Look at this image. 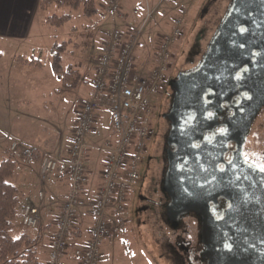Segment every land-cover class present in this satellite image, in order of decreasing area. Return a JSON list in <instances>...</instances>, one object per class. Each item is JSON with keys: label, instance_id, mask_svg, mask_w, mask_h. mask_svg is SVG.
Returning a JSON list of instances; mask_svg holds the SVG:
<instances>
[{"label": "crops", "instance_id": "obj_1", "mask_svg": "<svg viewBox=\"0 0 264 264\" xmlns=\"http://www.w3.org/2000/svg\"><path fill=\"white\" fill-rule=\"evenodd\" d=\"M39 1L0 0V43L13 44L17 47L12 51L14 53L7 66L0 69V92L4 97L0 119V162L9 157L8 148L13 141L36 146L52 156L66 154L78 111L91 92V80L95 75L94 57L102 52L105 41L103 36L96 51L82 59L75 55L76 43L69 49L68 42L63 41L65 48L61 54L60 64L63 71L68 70L72 73L62 75L54 72L51 66V48L59 43L52 42V39L44 42V48L49 53L47 63L32 57L36 51H44L39 41H42L44 36H42V28L46 25L44 18L50 15L39 10ZM120 1L123 8L126 7V3L131 5L129 8L126 7V20L119 15L104 17L102 6L105 0H97L95 16L98 17L99 28L105 27L104 31L108 29L105 26L106 20L109 26L120 29L124 34H128L136 27V20L142 8L137 6L134 0ZM151 34L153 33L148 36H152ZM22 47H25V51L29 52L31 57L18 55ZM65 52L69 54L67 58L63 56ZM43 75L46 81L36 88V83L41 81ZM25 77L31 79L30 85H27ZM29 93H32L30 97L37 98L34 108L31 109L27 108L31 106L26 99ZM115 137L109 108L106 104H101L99 110L95 112L94 128L86 137L88 147L85 153L86 173L81 203L78 207L76 227L66 236L70 246H82L89 238V228L93 224V219L87 210L103 184L105 153L100 148L105 139L113 140ZM21 150L19 148L18 152ZM39 158L40 153H37L31 164L15 160L16 169L10 182L22 195L14 232L18 234L28 232L34 240L33 247L37 258L46 264L50 254L49 239L56 230L61 205L68 195L70 177L55 173L41 181ZM25 197L29 199L32 210L38 217V226L33 229L24 228L21 224L20 208ZM85 202L87 210L83 207ZM87 217L91 220H87ZM65 264H77V261L69 257L65 259Z\"/></svg>", "mask_w": 264, "mask_h": 264}, {"label": "built area", "instance_id": "obj_2", "mask_svg": "<svg viewBox=\"0 0 264 264\" xmlns=\"http://www.w3.org/2000/svg\"><path fill=\"white\" fill-rule=\"evenodd\" d=\"M102 8L106 13L120 15L119 0H106ZM151 17L152 10L146 13L141 25ZM183 21V16H177L167 32L146 37V40L141 28L137 27L128 34L118 28L104 32L102 52L94 58L95 76L91 81V92L78 111L65 155L52 156L20 141L10 144L9 155L13 160L31 164L35 155L40 153L41 181L55 173L70 177V189L56 221L57 230L50 238L47 264H64L69 254L66 233L74 230L81 203L88 147L86 137L94 128L95 112L103 102L109 108L116 137L113 140L105 139L100 148L105 153V167L102 172L103 184L89 206L93 225L89 229L87 242L73 248L71 257L78 264H98L103 240L125 224L128 194L140 178L139 167L151 136L155 96L165 83V74L173 57L171 49L183 33ZM19 148L21 152H18ZM23 201L20 208L22 225L36 228L38 217L29 199L25 197Z\"/></svg>", "mask_w": 264, "mask_h": 264}, {"label": "water", "instance_id": "obj_3", "mask_svg": "<svg viewBox=\"0 0 264 264\" xmlns=\"http://www.w3.org/2000/svg\"><path fill=\"white\" fill-rule=\"evenodd\" d=\"M253 48L261 49L262 58L237 79L236 72L248 64ZM169 85L174 97L168 113L171 122L168 143L174 144L176 150L160 189L171 197L166 215L175 218L186 209H195L193 204L186 207L182 198L197 194L194 165L199 158L221 156L226 144L235 141L233 158L236 164L244 163L245 136L256 113L264 106V0H230L197 67L178 73ZM237 85L250 94L242 105L243 113L236 112L225 122L224 133L205 146L207 153L198 151L193 142L216 124L215 117L206 116L208 107L227 101ZM205 98L212 102L207 104ZM181 161L186 164L182 171L175 167ZM229 173L227 169L222 172L225 180L230 178ZM209 236L214 239L208 244L214 264H264V192L256 196L236 194L225 217L211 229Z\"/></svg>", "mask_w": 264, "mask_h": 264}, {"label": "flooded vegetation", "instance_id": "obj_4", "mask_svg": "<svg viewBox=\"0 0 264 264\" xmlns=\"http://www.w3.org/2000/svg\"><path fill=\"white\" fill-rule=\"evenodd\" d=\"M215 29L203 46L200 42L201 36L193 42L184 59L187 66L182 69L178 66L174 68L173 74L166 78L158 93L161 100L158 102L154 100L153 103L151 146L147 148L148 153L143 158L146 169L140 174L139 183L145 184L146 175L149 172L152 174L158 170V175L155 180L152 178L146 184V195L139 193L138 190L137 199L134 203L135 218L138 221V212H155V208L160 210L162 221L172 230L170 236H162L163 242L160 245L162 256L165 255L168 264H214L208 248V244L214 240L212 236H209L211 229L225 217L236 194L244 193L245 195L256 196L260 192H264V170H262L264 169V149H261L264 144H260L262 137L264 138V131H261L262 125H264V106H262L256 113L242 145V161L244 163L236 164V160L233 158L236 149L235 141H229L226 144V149L221 156L212 155L211 157L199 158L194 165L198 183L197 194L182 198L186 207L193 204L195 209H186L175 218L166 215V207L170 204L171 197L166 192H162L160 187L164 185L162 181H166L168 177L171 156L176 150L174 144L168 143V135L171 129L168 113L174 97V91L171 89L169 81L175 78L178 73L189 72L197 67ZM240 32H243L242 29ZM261 58V49H251L248 64L240 67V70L236 72V78L238 79L243 71H248L250 66L255 65ZM249 98L250 94H247L244 89H240L237 85L235 93L227 101L208 107L206 116L215 117L216 124L212 129L203 132L201 137L193 142L194 148L198 151L205 150L204 152L207 153L205 146L212 143L216 136L224 133L225 122L236 112L243 113L242 105ZM205 101L207 104L212 102L206 98ZM249 140H253L258 149L254 145L248 146ZM175 167L182 171L186 169V164L184 161L177 162ZM225 169L230 171L228 180H225L224 174H222ZM189 225L195 227V234L190 235V237Z\"/></svg>", "mask_w": 264, "mask_h": 264}, {"label": "rangeland", "instance_id": "obj_5", "mask_svg": "<svg viewBox=\"0 0 264 264\" xmlns=\"http://www.w3.org/2000/svg\"><path fill=\"white\" fill-rule=\"evenodd\" d=\"M130 1L132 2L133 0ZM134 1L137 6L142 8V12L141 14H139V18L138 20H136L135 26L137 27V29L141 28V32L145 40L146 37H156V35L161 33L162 31H168V29H170L172 25L173 19L177 16L181 15L184 18L182 24L183 34L172 46L171 50L173 57L170 60L171 67L166 71V78L173 74V70L176 66H178V68L180 69L187 66V64L184 62V59L193 42L201 36V46L204 45L205 41L213 33L216 25L219 24V20L223 18L226 8L230 3L229 0ZM125 5L127 8L131 6L129 3H126ZM126 7L123 8L121 3V14L123 20H126ZM150 10H152V17L149 19L147 18L144 24L141 25L146 17V13ZM69 11L71 12L72 17L64 25L60 27L51 26L48 24L44 25V27L42 28V36H44L42 38V41H39V44L42 46L44 51H36L34 54H32V57H35L36 59L39 58L42 63H47L49 53L44 48V42L50 39H52V42L56 41L59 44L63 41L68 42L69 49L76 43L77 47L74 52L79 59L86 58L87 56L92 55L94 51H96L97 46L104 38L102 31H104L105 29V27L99 28L97 16L94 15L91 17H87L82 15L81 9L71 11L67 7L56 8L54 6L49 8L47 14L54 13L62 15ZM111 15L118 16L116 13L107 12L104 14V17H109ZM106 23L107 25L105 26L108 29L114 28L113 26L108 25L107 20ZM150 33H153L151 34L152 36H148L150 35ZM15 48L17 47L13 44L9 45L8 43L5 44L4 42L0 43V69L6 67L8 62H10L12 54L14 53L12 51H15ZM18 53V55L31 57V54L25 51V47L20 48ZM63 56L67 58L69 54L65 52ZM25 79L26 83H28L27 85H30L29 83L31 82V79L26 77ZM44 81H46V78L43 75L41 81L38 82V84L36 83L35 87L37 88L38 86H42ZM31 95L32 93H29L26 97L27 101L31 104V106L29 107L26 106L29 109L34 108V104L37 101V98L34 99L30 97ZM3 100L4 97L0 92V119H2L3 113ZM160 100V96H155L156 102ZM263 129L264 125H262L261 131H264ZM260 144H264L263 137ZM252 145L257 148L255 142L253 140H249L248 146ZM149 146H151L150 140L148 141L147 148H149ZM147 148L144 157L148 153ZM261 149H264V145L263 147H261ZM145 169L146 164L144 161L140 164V173L142 174L143 172H145ZM157 175L158 170H156V173L152 172V174L151 172H149L146 175L144 185L137 182L135 186L130 190L127 202V222L124 226H121V228L116 229L114 233L109 238H107L106 241H104L101 247L102 255L99 264H168V261H166L164 257L165 255L162 256L160 245L163 242L162 236H170L172 230L162 221L160 217V210H156L155 208V212H138V221L135 218L136 209L134 203L137 199L136 196L138 190L139 193H143L144 195H146V184L151 181L152 178H154L155 180V178H157ZM89 200L90 198H88V201ZM86 202L83 207L87 210ZM87 220L90 221L91 218L87 217ZM189 226L190 237V235L195 234V227H192L191 225ZM12 234L15 236L18 233L12 231ZM75 247H77V245L70 246L69 244V257L72 249Z\"/></svg>", "mask_w": 264, "mask_h": 264}, {"label": "trees", "instance_id": "obj_6", "mask_svg": "<svg viewBox=\"0 0 264 264\" xmlns=\"http://www.w3.org/2000/svg\"><path fill=\"white\" fill-rule=\"evenodd\" d=\"M96 3L97 0H40L38 7L43 13L52 6L56 8L67 7L71 11L81 9L84 16L91 17L97 14ZM71 17L70 11L62 15L53 13L46 15L44 22L51 26L60 27L68 22ZM64 48L65 42L55 44L51 48L52 69L62 75L70 72L68 70L63 71L60 64ZM25 62L32 63V61L26 60ZM15 169L16 162L10 157L0 162V264H44L37 258L33 247L34 240L28 232L24 231L15 236L12 234L22 197L18 188L10 182Z\"/></svg>", "mask_w": 264, "mask_h": 264}, {"label": "snow or ice", "instance_id": "obj_7", "mask_svg": "<svg viewBox=\"0 0 264 264\" xmlns=\"http://www.w3.org/2000/svg\"><path fill=\"white\" fill-rule=\"evenodd\" d=\"M262 170H264V169H262Z\"/></svg>", "mask_w": 264, "mask_h": 264}]
</instances>
